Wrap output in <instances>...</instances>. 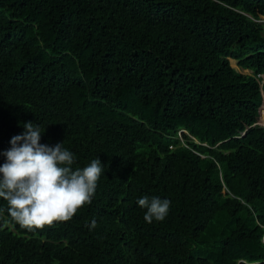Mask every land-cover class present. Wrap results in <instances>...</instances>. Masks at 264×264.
I'll return each mask as SVG.
<instances>
[{"label":"trees","instance_id":"1","mask_svg":"<svg viewBox=\"0 0 264 264\" xmlns=\"http://www.w3.org/2000/svg\"><path fill=\"white\" fill-rule=\"evenodd\" d=\"M262 18L264 0H0V152L30 121L73 170L103 165L67 222L29 230L0 198V264H264ZM142 196L171 202L162 221Z\"/></svg>","mask_w":264,"mask_h":264},{"label":"clouds","instance_id":"2","mask_svg":"<svg viewBox=\"0 0 264 264\" xmlns=\"http://www.w3.org/2000/svg\"><path fill=\"white\" fill-rule=\"evenodd\" d=\"M24 132L11 138V147L0 152V198L7 201L8 215L21 227L42 229L53 222H67L86 204H91L103 172L101 161L93 159L82 169H72L74 155L61 143H40L41 131L33 122L23 124ZM138 205L146 209L144 220L162 221L170 201L142 196ZM96 227V221L90 229Z\"/></svg>","mask_w":264,"mask_h":264},{"label":"rangeland","instance_id":"3","mask_svg":"<svg viewBox=\"0 0 264 264\" xmlns=\"http://www.w3.org/2000/svg\"><path fill=\"white\" fill-rule=\"evenodd\" d=\"M259 21H261L264 24V18L260 19ZM243 70L245 72H249V69H243ZM262 96H263V99H261L262 102L260 103L261 105H260L259 111L263 113V117H264V93H262ZM257 122L262 124V122L259 120V118H258Z\"/></svg>","mask_w":264,"mask_h":264},{"label":"built area","instance_id":"4","mask_svg":"<svg viewBox=\"0 0 264 264\" xmlns=\"http://www.w3.org/2000/svg\"><path fill=\"white\" fill-rule=\"evenodd\" d=\"M259 76L261 77V80H263L264 79V72L263 73H259ZM259 115H260V112H259ZM256 123L261 124V123H259L257 121H256ZM261 125L264 127V122H262Z\"/></svg>","mask_w":264,"mask_h":264},{"label":"bare ground","instance_id":"5","mask_svg":"<svg viewBox=\"0 0 264 264\" xmlns=\"http://www.w3.org/2000/svg\"><path fill=\"white\" fill-rule=\"evenodd\" d=\"M263 118H264V117H263V113L260 112V121H261V122H264Z\"/></svg>","mask_w":264,"mask_h":264},{"label":"crops","instance_id":"6","mask_svg":"<svg viewBox=\"0 0 264 264\" xmlns=\"http://www.w3.org/2000/svg\"><path fill=\"white\" fill-rule=\"evenodd\" d=\"M264 119V118H263Z\"/></svg>","mask_w":264,"mask_h":264},{"label":"water","instance_id":"7","mask_svg":"<svg viewBox=\"0 0 264 264\" xmlns=\"http://www.w3.org/2000/svg\"><path fill=\"white\" fill-rule=\"evenodd\" d=\"M259 109V108H258Z\"/></svg>","mask_w":264,"mask_h":264}]
</instances>
